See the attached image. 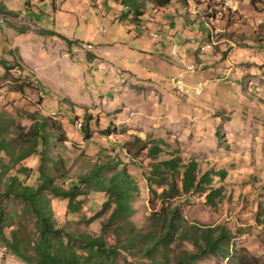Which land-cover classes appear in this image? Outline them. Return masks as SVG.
I'll return each mask as SVG.
<instances>
[{
	"label": "rangeland",
	"instance_id": "rangeland-1",
	"mask_svg": "<svg viewBox=\"0 0 264 264\" xmlns=\"http://www.w3.org/2000/svg\"><path fill=\"white\" fill-rule=\"evenodd\" d=\"M177 1L162 8L144 0L143 32L133 36L127 21H115L119 0H0V116L17 117L8 127L24 132L32 124L28 113L57 121L64 138L54 155L72 181L99 150L114 151L136 178L135 220L144 228L149 194L141 175L166 158L149 155L151 140L178 149L183 161L197 159L202 170L226 169L225 197L215 206L197 193L171 203L188 221L230 230V255L205 253L198 264H264V30L257 25L264 0H232L237 9L211 27L203 4ZM189 63L195 71L186 70ZM170 75L190 86L200 82L202 93L181 96ZM80 124L88 127L87 141ZM1 159L9 168L0 190L20 166L34 173L39 165L36 155L14 166L2 152ZM71 180L55 183L67 187ZM84 189L74 216L65 214L66 199L50 196L54 217L98 232L109 210L90 224L81 218L99 212L105 197ZM0 200L6 214H17L12 224L23 221L35 238L23 203L8 194ZM0 264L26 263L0 246Z\"/></svg>",
	"mask_w": 264,
	"mask_h": 264
},
{
	"label": "trees",
	"instance_id": "trees-1",
	"mask_svg": "<svg viewBox=\"0 0 264 264\" xmlns=\"http://www.w3.org/2000/svg\"><path fill=\"white\" fill-rule=\"evenodd\" d=\"M172 1L153 0L162 8ZM177 2L186 6L185 0ZM210 3L204 6L209 7ZM118 5L120 9L115 21L125 20L128 29L133 30V36L141 34L144 0H119ZM172 24L169 22L171 28ZM211 45L210 40L200 45V49H208ZM26 117L32 124L24 132L20 125L8 127L17 117L0 116V152L9 158L11 166L33 155L39 158L34 173L25 172L26 168L20 166L17 174L7 176L3 182L4 189L0 190V198L8 194L20 200L23 212L34 219L35 238L23 221L12 224L17 214H6L0 200V246L26 264H198L205 253L216 254L223 259L230 255L228 244L231 236L226 226L188 221L181 215L179 206L171 203L187 196L194 197L197 193L205 195L206 204L215 206L225 197L226 169L202 170L197 159L183 161L178 149L168 150L159 144L161 139L151 140L149 155L157 157L162 154L166 158L150 162L141 175L149 194L146 215L149 226L140 227L135 220L136 178L114 151L108 153L99 150L89 164L86 162L88 168L74 174L77 180L72 181L66 175L67 169L61 158L54 155V146L62 143L64 138L60 124L37 111L28 113ZM76 121L73 120V125ZM78 127L87 141L88 127L81 128V124ZM16 142L18 151L14 149ZM47 163H51V166ZM8 168L1 159L0 183ZM18 174H22L23 178L19 179ZM59 178L71 180L70 185L64 187L56 184L55 180ZM85 185L94 193L104 196L105 200L99 212L81 219L90 224L100 217L104 209L109 210L102 218L98 232L88 227L73 229L68 219L59 224L54 217L50 196L66 199L65 214L74 216L81 209L80 198L87 193ZM157 203L160 205L158 208ZM11 225L13 228L6 233L5 228ZM110 237L112 241L108 242L107 238ZM187 244L190 247H186Z\"/></svg>",
	"mask_w": 264,
	"mask_h": 264
},
{
	"label": "bare ground",
	"instance_id": "bare-ground-1",
	"mask_svg": "<svg viewBox=\"0 0 264 264\" xmlns=\"http://www.w3.org/2000/svg\"><path fill=\"white\" fill-rule=\"evenodd\" d=\"M194 2L196 3L197 0H194ZM207 2H211V3L209 5V7L204 6L203 13L205 15H207V17H206V24H209V26L211 27V25H214V23H215L216 20H219V19L223 18L224 16L217 18L214 15H212V13H211V9L210 8H216V2H217V0H207ZM261 24L262 25L259 26V27H260V29L264 30V22H262ZM212 44H214V43L212 42ZM185 68H186V70H188L190 72H193V71L196 70L195 69V65L194 64H190V63L189 64H186L185 65ZM174 76H176V75L170 76L169 80L171 81L170 83H172L173 88L177 92L182 93L184 95H188L189 94L188 96H197V95H200L202 93V91H201L198 94H194V95L192 94V95H190V88L189 87H185V86H181L180 85V82H182V81L180 79H177V77H174ZM172 77H174V78H172ZM196 85L202 86V84H200V82H198ZM196 85H191V86H196ZM196 92L197 91H194V93H196Z\"/></svg>",
	"mask_w": 264,
	"mask_h": 264
},
{
	"label": "built area",
	"instance_id": "built-area-1",
	"mask_svg": "<svg viewBox=\"0 0 264 264\" xmlns=\"http://www.w3.org/2000/svg\"><path fill=\"white\" fill-rule=\"evenodd\" d=\"M196 4L207 5V0H197ZM210 9H211L212 15L219 18L221 16H225L229 13L234 12L237 9V7L235 5H233L232 0H217L216 8H210ZM262 22H264V17H261L258 20L257 25L261 26ZM177 79H179L178 76H177ZM180 85L185 86V87H189L190 88V95L193 94V91H202V86H190V85L184 84L183 82H180Z\"/></svg>",
	"mask_w": 264,
	"mask_h": 264
},
{
	"label": "clouds",
	"instance_id": "clouds-1",
	"mask_svg": "<svg viewBox=\"0 0 264 264\" xmlns=\"http://www.w3.org/2000/svg\"><path fill=\"white\" fill-rule=\"evenodd\" d=\"M197 9V8H196Z\"/></svg>",
	"mask_w": 264,
	"mask_h": 264
},
{
	"label": "crops",
	"instance_id": "crops-1",
	"mask_svg": "<svg viewBox=\"0 0 264 264\" xmlns=\"http://www.w3.org/2000/svg\"><path fill=\"white\" fill-rule=\"evenodd\" d=\"M139 39V38H138Z\"/></svg>",
	"mask_w": 264,
	"mask_h": 264
}]
</instances>
